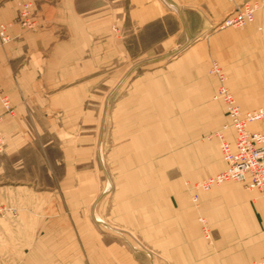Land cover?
<instances>
[{
	"label": "crops",
	"instance_id": "obj_1",
	"mask_svg": "<svg viewBox=\"0 0 264 264\" xmlns=\"http://www.w3.org/2000/svg\"><path fill=\"white\" fill-rule=\"evenodd\" d=\"M25 4L33 28L16 22ZM230 5L0 0V24L11 36L0 47V84L13 108L6 112L0 101V264H254L264 256L259 191L229 181L196 191V204L192 187L176 178L177 158L193 183L227 166L206 126L198 137L185 132L182 138L195 142L176 152L175 100L190 94L189 86H177L186 78L178 69L205 47L200 39ZM171 56L166 67L135 71ZM209 76L213 96L218 81ZM101 85L105 96L121 97L110 109L109 131L104 122L97 135ZM234 95L244 111L264 106ZM212 101L207 117L215 133L228 117L223 103ZM249 127L264 131V120ZM226 136L233 141V130ZM53 147L59 153L52 158ZM32 163L38 182H27L21 171ZM199 217L209 223L213 243Z\"/></svg>",
	"mask_w": 264,
	"mask_h": 264
},
{
	"label": "rangeland",
	"instance_id": "obj_2",
	"mask_svg": "<svg viewBox=\"0 0 264 264\" xmlns=\"http://www.w3.org/2000/svg\"><path fill=\"white\" fill-rule=\"evenodd\" d=\"M231 3L228 10L225 11L223 17L218 21L212 31L203 34L202 39L204 40V46L197 50V55L190 57L188 61L178 69L181 71V76L186 78H181L177 81V86L185 85L189 86L190 94L188 96L176 97V112H175V122H176V152H182L184 146L188 143L194 144L195 141L184 140L182 137L185 132L191 131L195 136L201 128L207 127V135L209 138L214 137V131L217 127L213 122V119L207 117V107L213 104L212 101V88L213 82L210 78L209 68L212 59L219 60L218 62L222 65L223 69L227 74V81L232 92L239 97L242 101L247 102L250 107H257L264 104V0H235L229 1ZM245 3H250L256 7V15L254 20L249 22L252 30L248 34L245 27L240 28H221V22L228 16L231 15L235 7H239ZM225 34L224 40L218 41L217 35ZM11 40V39H10ZM7 44V43H6ZM231 44V45H230ZM5 45V44H4ZM230 45V46H227ZM175 56L166 58L164 62L160 64H147L141 65L139 68L135 69L137 73L148 71L151 68L156 67H166L167 61H172ZM130 80L126 81L128 85ZM104 86L97 87L95 94V106L96 112V124H97V135L103 130V123L105 122V132L110 129V118L109 112L111 107L115 102L121 97V94L117 96L107 97L104 95ZM237 97V98H238ZM221 112V111H220ZM163 118V117H161ZM165 120H167L165 118ZM219 130V129H218ZM216 132V131H215ZM204 134V133H203ZM199 133H197L198 137ZM220 146V143H219ZM219 151L221 152L220 148ZM59 151L53 147L49 151V156L52 158L57 156ZM209 153L211 150L209 149ZM34 157V156H33ZM34 159V158H33ZM34 162V160H33ZM180 161H176V178L181 179L184 187H192L198 182H192L185 180L186 177L182 174ZM24 174V179L27 182H38L41 179L39 175V169L34 163L27 165L21 170ZM44 180L49 184H52L53 180L50 176H44ZM202 180V179H201ZM186 181V182H185ZM235 182V181H234ZM240 183L241 182H236ZM215 186V187H220ZM211 190L206 191L210 192ZM246 188V187H245ZM208 223V222H207ZM209 225V223H208ZM210 227V225H209ZM211 229V227H210ZM212 233V230H211ZM204 234V233H203ZM215 234V233H214ZM205 236V235H204ZM213 236V235H212ZM207 239L210 243H213V237ZM131 248H136L137 245L134 241H128ZM139 246V245H138ZM139 248V247H138ZM147 251V249H145ZM146 254V253H145ZM148 254V255H147ZM147 256L152 259L150 252L147 251ZM148 259V260H149ZM150 260V261H151ZM149 261V262H150ZM154 262L160 264V261L154 260ZM153 262V263H154Z\"/></svg>",
	"mask_w": 264,
	"mask_h": 264
},
{
	"label": "built area",
	"instance_id": "obj_3",
	"mask_svg": "<svg viewBox=\"0 0 264 264\" xmlns=\"http://www.w3.org/2000/svg\"><path fill=\"white\" fill-rule=\"evenodd\" d=\"M235 1V0H229ZM256 7L245 3L235 7L233 13L228 15L220 27L240 28L254 20ZM16 22L22 26L33 28L35 20L30 15L28 5L25 4L19 10ZM11 36L7 32V25L0 24V47L8 43ZM209 72L218 81L214 100L221 101L225 107L228 122L225 123L213 135L219 139L220 150L227 166L215 175L208 176L193 185L195 191L192 195L194 203L198 204L199 195L196 191H209L215 186L225 182H241L248 190L259 191L264 198V131L250 129L253 122L264 120V106L257 109L244 111L237 102V99L227 85V74L222 65L212 59ZM0 101L6 112H12L13 108L10 99L2 91L0 84ZM232 129L234 140L226 136V131ZM4 145V135L0 130V150ZM205 237L210 239L211 229L204 217H199ZM254 264H264V256Z\"/></svg>",
	"mask_w": 264,
	"mask_h": 264
},
{
	"label": "bare ground",
	"instance_id": "obj_4",
	"mask_svg": "<svg viewBox=\"0 0 264 264\" xmlns=\"http://www.w3.org/2000/svg\"><path fill=\"white\" fill-rule=\"evenodd\" d=\"M260 107H262V106H260ZM259 108V107H258ZM255 109H257V108H255ZM250 110H252V109H250ZM253 123H256V122H253ZM252 124V123H251ZM262 131V130H261Z\"/></svg>",
	"mask_w": 264,
	"mask_h": 264
}]
</instances>
